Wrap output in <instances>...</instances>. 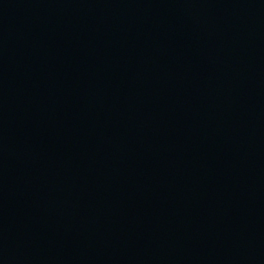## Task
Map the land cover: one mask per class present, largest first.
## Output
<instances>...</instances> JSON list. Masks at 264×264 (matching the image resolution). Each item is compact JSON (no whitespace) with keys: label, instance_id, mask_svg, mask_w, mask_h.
Masks as SVG:
<instances>
[{"label":"water","instance_id":"obj_1","mask_svg":"<svg viewBox=\"0 0 264 264\" xmlns=\"http://www.w3.org/2000/svg\"><path fill=\"white\" fill-rule=\"evenodd\" d=\"M0 264H264V0H0Z\"/></svg>","mask_w":264,"mask_h":264}]
</instances>
